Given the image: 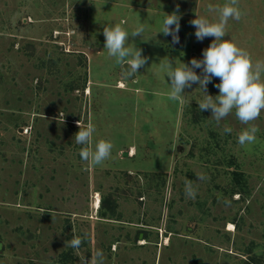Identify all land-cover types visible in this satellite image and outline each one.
Listing matches in <instances>:
<instances>
[{"label": "rangeland", "instance_id": "1", "mask_svg": "<svg viewBox=\"0 0 264 264\" xmlns=\"http://www.w3.org/2000/svg\"><path fill=\"white\" fill-rule=\"evenodd\" d=\"M225 2L0 0V264H83L97 251L103 264H264V111L241 146L251 125L200 111L198 84L170 99L161 69L203 58L214 37L198 41L190 21L217 20L208 6ZM238 7L225 39L264 61V0ZM177 10L180 47L158 33ZM115 24L145 27L126 42L148 57L134 80L104 48ZM78 121L113 144L102 165L81 159Z\"/></svg>", "mask_w": 264, "mask_h": 264}, {"label": "clouds", "instance_id": "2", "mask_svg": "<svg viewBox=\"0 0 264 264\" xmlns=\"http://www.w3.org/2000/svg\"><path fill=\"white\" fill-rule=\"evenodd\" d=\"M239 0H226L222 6H208L209 12L218 14L217 20H210L205 16H196L190 21L195 27V37L198 41H203L206 37H214L210 45L202 52V59L192 58L189 64L181 63L173 66V61L161 64V69L170 78L169 98L178 100L183 98L185 88H191L193 84H198L203 93V99L197 101L200 111H211V118L217 124L227 116L235 112L236 118L250 127L242 130L238 135V143H254L257 139L256 133L259 128L252 124L260 117L264 111V61L253 62L251 54L239 47L231 39H225L226 28L229 19L239 21L243 15L238 7ZM180 15L178 10L166 14L161 31L165 36H171L173 43H179ZM145 31L144 25L137 26L129 33L121 24L105 26L103 35L105 46L110 58H115L127 77L137 74L139 69L145 66L148 57L142 54V49L133 45H127L129 38L141 37ZM125 65L129 67L125 69ZM195 69H200L197 74ZM219 78L220 82L214 86L219 90L216 96L209 95L207 85L213 78ZM79 131L75 134V142L81 145L79 155L85 162L92 166L102 165L110 158L113 144L111 141L100 139L93 144V134L96 128L89 122L82 126L78 121ZM224 131L231 133L232 128L225 126ZM197 179H202L198 177ZM185 195L195 199L196 190L191 181L185 183ZM83 240L73 237L68 246L78 249ZM83 264H103V254L97 251L95 257L89 260L83 259Z\"/></svg>", "mask_w": 264, "mask_h": 264}, {"label": "water", "instance_id": "3", "mask_svg": "<svg viewBox=\"0 0 264 264\" xmlns=\"http://www.w3.org/2000/svg\"><path fill=\"white\" fill-rule=\"evenodd\" d=\"M178 35H179V43H173V41H172V37L171 36H166L167 38H168V40L175 46V47H180L181 45H182V43H183V41H184V33L181 31V30H179V33H178ZM125 67V69H127L129 66L128 65H125L124 66ZM136 77H137V75L136 74H133L131 77H129L130 79H132V80H134V79H136ZM2 248V243L0 242V249Z\"/></svg>", "mask_w": 264, "mask_h": 264}, {"label": "bare ground", "instance_id": "4", "mask_svg": "<svg viewBox=\"0 0 264 264\" xmlns=\"http://www.w3.org/2000/svg\"><path fill=\"white\" fill-rule=\"evenodd\" d=\"M126 85L124 84V82L122 81L121 83H120V85H119V87H125ZM132 154V153H131ZM96 208H99L100 207V199H99V196H98V198H97V200H96V203H95V205H94ZM232 227V225H230V228ZM169 239V238H168Z\"/></svg>", "mask_w": 264, "mask_h": 264}, {"label": "trees", "instance_id": "5", "mask_svg": "<svg viewBox=\"0 0 264 264\" xmlns=\"http://www.w3.org/2000/svg\"><path fill=\"white\" fill-rule=\"evenodd\" d=\"M249 264H257L255 259L249 260Z\"/></svg>", "mask_w": 264, "mask_h": 264}, {"label": "crops", "instance_id": "6", "mask_svg": "<svg viewBox=\"0 0 264 264\" xmlns=\"http://www.w3.org/2000/svg\"><path fill=\"white\" fill-rule=\"evenodd\" d=\"M131 149H133L134 150V147H132ZM141 238L143 237V234H141V236H140Z\"/></svg>", "mask_w": 264, "mask_h": 264}, {"label": "built area", "instance_id": "7", "mask_svg": "<svg viewBox=\"0 0 264 264\" xmlns=\"http://www.w3.org/2000/svg\"><path fill=\"white\" fill-rule=\"evenodd\" d=\"M29 131V129H27L26 131H25V133H27Z\"/></svg>", "mask_w": 264, "mask_h": 264}]
</instances>
